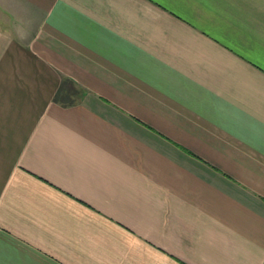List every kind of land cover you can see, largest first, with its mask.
Instances as JSON below:
<instances>
[{
    "label": "crops",
    "instance_id": "obj_1",
    "mask_svg": "<svg viewBox=\"0 0 264 264\" xmlns=\"http://www.w3.org/2000/svg\"><path fill=\"white\" fill-rule=\"evenodd\" d=\"M0 264H264V0H0Z\"/></svg>",
    "mask_w": 264,
    "mask_h": 264
},
{
    "label": "trees",
    "instance_id": "obj_2",
    "mask_svg": "<svg viewBox=\"0 0 264 264\" xmlns=\"http://www.w3.org/2000/svg\"><path fill=\"white\" fill-rule=\"evenodd\" d=\"M79 93V89L70 79H65L55 95V101L64 105H70L75 102V97Z\"/></svg>",
    "mask_w": 264,
    "mask_h": 264
}]
</instances>
